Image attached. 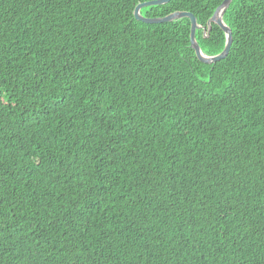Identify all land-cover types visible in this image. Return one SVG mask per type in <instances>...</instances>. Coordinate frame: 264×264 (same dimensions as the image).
Segmentation results:
<instances>
[{
  "label": "trees",
  "instance_id": "obj_1",
  "mask_svg": "<svg viewBox=\"0 0 264 264\" xmlns=\"http://www.w3.org/2000/svg\"><path fill=\"white\" fill-rule=\"evenodd\" d=\"M149 1L0 0V264H264V1Z\"/></svg>",
  "mask_w": 264,
  "mask_h": 264
},
{
  "label": "water",
  "instance_id": "obj_2",
  "mask_svg": "<svg viewBox=\"0 0 264 264\" xmlns=\"http://www.w3.org/2000/svg\"><path fill=\"white\" fill-rule=\"evenodd\" d=\"M169 1L170 0H154V1H149V2L138 4L135 7L134 12H133L135 20L145 23V24H159V23L173 22V21L183 19V18H188L191 24L190 44H191V48L195 51L197 58L205 64H212V63H215L217 61L224 59L229 53V50L232 44V32H231V29L225 24L223 20V16L227 8L231 4L232 0H223L222 4L215 10V13L209 20V25L211 22H214L220 27V29L225 34L224 49L222 50L220 54L215 55V56L205 55L202 52L201 48L199 47V44L197 43L196 38H195V33H196V29L198 28V24L193 14L188 13V12H175V13H172L170 15H167L161 18H147L141 14V10L143 8L150 7V6L164 5V4H167Z\"/></svg>",
  "mask_w": 264,
  "mask_h": 264
}]
</instances>
